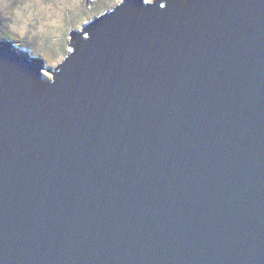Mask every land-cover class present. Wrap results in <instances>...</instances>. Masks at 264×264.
I'll use <instances>...</instances> for the list:
<instances>
[{
  "label": "water",
  "instance_id": "water-1",
  "mask_svg": "<svg viewBox=\"0 0 264 264\" xmlns=\"http://www.w3.org/2000/svg\"><path fill=\"white\" fill-rule=\"evenodd\" d=\"M63 61L0 37V264H264V0H121Z\"/></svg>",
  "mask_w": 264,
  "mask_h": 264
},
{
  "label": "rangeland",
  "instance_id": "rangeland-1",
  "mask_svg": "<svg viewBox=\"0 0 264 264\" xmlns=\"http://www.w3.org/2000/svg\"><path fill=\"white\" fill-rule=\"evenodd\" d=\"M121 0H0V37L48 54L47 72L63 61L70 49L72 30ZM152 1V0H151Z\"/></svg>",
  "mask_w": 264,
  "mask_h": 264
}]
</instances>
